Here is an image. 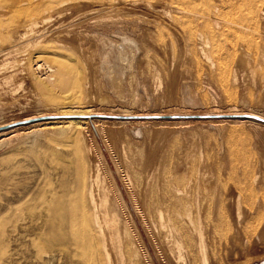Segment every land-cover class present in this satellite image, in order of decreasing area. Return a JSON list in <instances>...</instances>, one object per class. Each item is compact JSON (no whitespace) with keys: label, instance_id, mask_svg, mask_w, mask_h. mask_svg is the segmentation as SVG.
<instances>
[{"label":"rangeland","instance_id":"1","mask_svg":"<svg viewBox=\"0 0 264 264\" xmlns=\"http://www.w3.org/2000/svg\"><path fill=\"white\" fill-rule=\"evenodd\" d=\"M60 1L63 9L50 11L24 41L14 34L9 46L1 41L7 18H0V50L6 49L0 53V264L81 263L52 209H60L88 169L108 188L106 211L126 227L142 264H199L185 254L178 260L158 220L161 212L166 223L174 208L166 185L185 188L183 179L192 178L191 186L198 178L216 185L215 206L224 203L216 215H241L240 228L231 223L222 234L210 231L208 264H264V122L249 116L264 119V64L241 67L239 52L232 58L222 46L226 41L213 48L203 20L177 11V0ZM260 19L254 32L261 33L225 35H254L264 56ZM203 33L208 43H200ZM37 42L51 49L41 46L47 54H37ZM38 55L49 66L54 58L63 63L64 79L55 72L43 79L45 70L38 75L32 67ZM65 97L76 107L94 106L98 115H62L53 102ZM128 182L136 188L127 189Z\"/></svg>","mask_w":264,"mask_h":264},{"label":"bare ground","instance_id":"2","mask_svg":"<svg viewBox=\"0 0 264 264\" xmlns=\"http://www.w3.org/2000/svg\"><path fill=\"white\" fill-rule=\"evenodd\" d=\"M114 1H116V0H114ZM177 1L176 2L178 5L176 4L177 5L176 7L181 6L179 8H175V9H177V11H181V13H184L185 11L188 13H191L192 15H194V17H193L194 19L192 18L193 21L195 19L203 20V22L200 25L204 24L203 28H205V29H202V30H206L207 34L206 33L200 34L203 36L199 37L201 42L200 41H198V42L203 43V44L208 43L207 41L204 42L203 40L204 39L208 40V39H210L208 37H211L212 42H210L211 40L210 41L208 40V41H209V43H212L213 48L215 47V49H216V48H219V46L217 45L218 42L222 41V44H223V42L226 41V43L223 44L222 46L225 47V45H226V47H225L226 51H227V53L232 54V58H233V56L235 57L236 51H237V58H238V56H239L238 52H239V54H240L239 57H241V59L239 58L240 61H238V62H240L241 67H243V66L245 67L246 65L251 66V63L253 65L254 62H255V64H257V63L258 64H264V56L262 54H261L262 56L259 54V53H262V52H260L262 50H261V48L259 49V47L261 46V42H263V41H261L260 45H258L259 40H256L253 37L254 35H248V34L245 38H243L244 37L243 36L240 40H238V38L236 39V36H234L235 40H234V38L230 39V37H231L230 35H229L230 37L228 36L229 38L226 36L227 34H229V32L235 33L234 35H236L237 33H239V34L241 33L242 35H244L246 33H250V31L251 32L253 31L252 33H254V34H256V32L261 33L260 29H259V32L257 30L254 32V28H256V24L258 23L257 22L258 19L264 17V8H263L264 7V0H177ZM62 2H64V1H60V0H4L3 4H0V18L4 17L5 19L7 18V20L4 21L5 25H6V27L4 29L6 30V32L3 35L1 34L2 35L1 41L6 42V45H8L9 42H11L10 44H12V42H14L13 41L14 38H16V37H14L15 36L14 34H19V36H18L19 40L24 39L25 37H27L26 34L31 33L32 30L36 27V25L38 23H45L47 20H49V18H50L49 12L51 11L53 13L54 10H58V8H59L58 6H60V8H61L62 7L61 5L63 4ZM107 2H108V0H107ZM160 2L161 1H159V3ZM169 2H170V0H169ZM173 2H175V0ZM173 2L171 3L172 5H173ZM165 3H163V5H165ZM106 4H108V3H106ZM111 4H113V3H111ZM116 4H118V3L116 2ZM124 4H125V1H124ZM186 4H189L193 8L190 7V9H188V8L184 7V5H186ZM74 5L72 4V6H74ZM113 5H115V3ZM167 5H170V3H167ZM172 5H171V7H172ZM186 6H188V5H186ZM61 9H63V8H61ZM169 9H170V7H169ZM175 9H174V11H175ZM169 12H171V10H169ZM191 14L188 15V17L191 16ZM174 15H175V13H174ZM177 15H175V16H177ZM186 15L182 16L179 13L180 18H183V19ZM5 16H7V17H5ZM183 19H181V20H183ZM186 19L188 20V18H186ZM229 19H233V21H230ZM2 20H4V19H2ZM177 20H178V18H177ZM187 22H189V21H187ZM189 23H186V24L188 26L189 25L191 26V23L190 24ZM261 23H262V21H261ZM1 24L2 23L0 22V25ZM260 24H258V25H260ZM258 25H257V27H258ZM3 27H4V25H3ZM194 27H195V25H194ZM190 29H191V27H190ZM194 30H193V32H196ZM245 31H246V33H245ZM191 33H189V34H191ZM197 33L198 32H196V34ZM252 33H250V34H252ZM205 34L207 36L209 34L210 35L208 37H206ZM223 35H225L226 36L225 38H227L228 40L229 39L231 40L228 42V44H230V48H228V44H227L228 40L221 38ZM242 35H239V36H242ZM256 36L258 37V35H256ZM58 37L60 39L62 36L60 37V35H59ZM193 37H194L193 35L190 36V38H193ZM259 38H260V36H259ZM26 39H25V41H27ZM262 40H263V38H262ZM22 41H24V40H22ZM56 41H57V43H59L57 39H56ZM7 42H8V44H7ZM19 42L17 41L16 43L18 44ZM38 42H40V41H38ZM38 42H37V45L39 47L37 46L38 47V50H36L38 52V53L36 52L37 54H43V53L45 54L47 51L45 52V51H43V49L48 50L51 47V46L49 47L48 45H46L47 47H44L45 44H43V46H42V45L38 44ZM48 42H49V40H48ZM57 43H55L56 46H58ZM53 44H54V42L52 43V45ZM8 46H7V48H8ZM13 46H14V44H13ZM35 46H36V44H35ZM41 46H42V48L43 47L44 48L43 49L41 48L42 51L39 52ZM56 46H54L55 50L60 48L62 45L58 48H56ZM204 46H203V48H204ZM262 46H263V44H262ZM4 47H6V46H4ZM54 47H52V50L54 49ZM3 49H4V51L6 50L5 48H3ZM3 49L0 50V53L3 51ZM62 49H63V47H62ZM199 49H201V48H199ZM258 49H259V52H258ZM30 50H32V49H30ZM252 50L253 51L255 50L254 52H256L253 55L251 53ZM51 51L49 50L50 53H51ZM57 51H53V52H55L56 56L58 54V53L56 54ZM50 53H49V56H51ZM204 54H206V53H203V55ZM32 55H34V53ZM44 56L38 55L37 59L32 60L33 61L32 67H34L33 69L38 73V75H40L41 71L45 70V72H43L41 74V77H43V79L50 78L49 75L52 74L51 72H55L57 78L64 79L63 76L65 75L64 73L67 71V70L65 71V69L67 67H65L63 65V63L59 62V60L56 61L54 57H52L54 59H52L50 61L52 63V66H49L46 64L47 60L45 58H43ZM207 56L208 55H206V57ZM29 57H30V59H32L31 56H29ZM224 58L225 59L218 58V60H220L219 63L217 62L219 65V68H225V65H226L225 63H226L227 57H224ZM49 60L50 59H48V62H49ZM25 61H27V59ZM61 61H63V60H61ZM29 63H31V62H29ZM29 63H28V65H30ZM255 66H257V65H255ZM30 68H31V66H30ZM69 68L71 69L70 66H69ZM71 70H73V69H71ZM219 72L221 73V71H219ZM33 73H34V71H33ZM33 73L30 72V74H33ZM47 73H49V74H47ZM67 74H68V72H67ZM30 76H32V75H30ZM59 81H62V80L59 79ZM36 82L37 81H35V83ZM54 83H57V82H54ZM71 102L72 101L70 98L65 97L62 99V101L58 100V101L53 102V105H54V108L58 112H62V115H67V116L68 115L69 116H72V115H76V116L79 115L80 116L83 114H86V115L96 114V115H98L97 113L94 112L95 111L93 109L94 106L90 105V106H84L83 108H80V107H76L75 105L71 104ZM99 114H101V113H99ZM77 123H79V122H77ZM60 126H62V125H60ZM60 126H58V127L60 130H62L60 128ZM67 127L69 128V125ZM18 128H16V129H18ZM78 128H79V126H78ZM72 130H73V132H76L75 128L74 129L72 128ZM70 131H71V129H70ZM87 151H89V150H87ZM170 159H171V156H170ZM173 167L176 168L177 163L174 164ZM88 171H89V169H88ZM88 171L86 172L83 170L82 172H80L70 194L68 195V197H66V195H65V197H66L65 201L62 199L63 203L62 204L60 203L61 204V207L59 206L60 209H58V208L52 209L53 213L55 215L56 221L58 220V222L61 224V229L63 226L64 227L63 229L66 231V233H68L69 240H70L71 245L73 247L72 252L75 253V255L79 256V259L81 261L80 264H142L138 258L139 256H137L138 254L135 253L136 250H135L134 246H132L133 243L129 244V242L127 241L128 238H127L126 227L125 228H122V226L120 227L121 222L119 223V221L117 220L118 218H116L118 216H116V217L112 216V214L110 215L107 212L108 210L106 211V207H107L106 205H107V203H109V201H108L109 200V195H108L109 190L107 191L108 188L106 189L104 187L105 185H103L102 181L101 182H102L103 186H101V184L99 185L100 181H98L99 178H98L97 173H95V171H92V170H90L89 172ZM196 178H197V176H196ZM192 179H190L191 182H192ZM203 179H205V180H203ZM203 179H200V178L196 179L193 186H191V184H190L191 182H188V180L183 179V181H187V183H185V184H187L185 186V188H183L184 183L182 181L183 185L181 187L183 189L180 186H179V188L174 187V186H172L170 188V185H166V187H165V189L167 190V200H168V202H173L174 208L168 209L166 223H163L164 216L162 215L161 212H158V220L160 222V229H162V231L163 230L167 231V233H168L167 236L172 238L171 240L173 241L172 243L174 244L175 251L177 250L176 255L178 256L179 261H181L185 257L184 256V254H185L186 257H188V258H190L191 256L193 257V258L191 257L192 259L195 258L194 261H199V264H208V259H209V256L211 255V254L209 255V249L207 247L208 246L207 245L208 244L207 243L208 242V236H210L209 235L210 231L215 232L216 235L222 234L220 229H222L223 227H225V226L230 227L231 223L234 226L238 227V226H240L239 224L241 223V215H239L238 213H236L237 214L236 217L232 218V220H229L230 219V218H228L229 216H227L225 214H219V215L215 214V212H214L215 208L221 209V206H223L224 203L220 204V202H219V206H217V207L215 206V205H217L216 203H217L218 197L215 196V194H213V192L214 193L217 192V191H214L215 188L217 189V187L214 183H212V184H214V185H212L211 182H207L206 178H203ZM129 181H131V180H129ZM144 181H146V180H144ZM146 182L148 184V181H146ZM139 183H140V186H143L142 179L139 181ZM131 185L128 182L127 189L130 190V188H131V190H132L134 185L132 187H131ZM147 186L148 185H146V187ZM135 188H133V190ZM126 191H128V190H126ZM216 195H218V194H216ZM238 199H239V196L237 197V201H236V210L238 209L237 211H239V208H241ZM50 201H51V199H50ZM53 201H54V199H53ZM50 203H52V202H50ZM50 203H48V205L46 206V209H48V207L50 206ZM108 206H109V204H108ZM7 209H12V208L7 207ZM114 215H115V212H114ZM143 215L145 216V213ZM150 225H152L153 228H155V225H153L151 223H150ZM238 228H240V227H238ZM63 229H62V231H63ZM51 232H53V231H51ZM217 232H219V233L217 234ZM215 233H214V236H216ZM10 236H12V235H10ZM129 239H131V238H129ZM218 239H219V237H218ZM219 240H221V239H219ZM67 241H68V239H67ZM70 242H69V244H70ZM219 243H220V241H219ZM219 243H218V245H219ZM69 244H66V245H69ZM50 246H51V244H50ZM217 247H219V246H217ZM68 250H69V248H68ZM72 252L69 251V253H72ZM215 254L216 253H214V254L212 253L214 258L216 257ZM143 256H145V255H143ZM10 259H9V261H10ZM2 264H3V262H2ZM5 264H6V260H5ZM149 264H151V263L149 262Z\"/></svg>","mask_w":264,"mask_h":264},{"label":"water","instance_id":"3","mask_svg":"<svg viewBox=\"0 0 264 264\" xmlns=\"http://www.w3.org/2000/svg\"><path fill=\"white\" fill-rule=\"evenodd\" d=\"M250 118H253V119H256V120H259V121H263L264 122V119L261 118V117H258V116H254V115H249Z\"/></svg>","mask_w":264,"mask_h":264}]
</instances>
